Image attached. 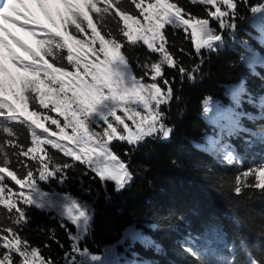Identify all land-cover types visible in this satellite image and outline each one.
<instances>
[{"label":"snow or ice","instance_id":"snow-or-ice-1","mask_svg":"<svg viewBox=\"0 0 264 264\" xmlns=\"http://www.w3.org/2000/svg\"><path fill=\"white\" fill-rule=\"evenodd\" d=\"M191 2L206 6V15L196 16L176 0H0V118L31 129L32 147L21 151L38 164L33 169L21 163L27 169L21 175L20 169L12 166L5 143L0 142V206L9 220L6 227H0V264H54L51 257L42 255L41 247L31 246L22 235L37 177L43 180L54 175L58 167L67 166L57 163L43 145L89 167L95 164L94 179L98 178L103 190L106 192L107 182H114L116 192H120L131 183L133 173L113 150V141L135 146L154 134L162 140L170 138L173 128L165 123L161 105L172 102V85L177 77L166 76L165 66L178 70L181 82L187 78L194 83L204 62L202 50L215 52L223 43V35L212 27V22L218 23L221 32L235 27L228 18L234 15L236 0ZM126 3L131 7H124ZM113 23L115 28L109 27ZM169 27L182 28L201 64L189 70L176 58L169 48ZM141 45L159 57L143 62L137 57L135 67L144 69L138 75L129 52L134 53ZM242 92V86L232 90L237 106ZM260 107L264 117V97ZM209 111L205 100L204 112ZM221 119L229 135L248 131L241 128L239 115L232 108L226 109ZM248 119L255 117L248 114ZM45 122L50 123L46 126ZM0 132L11 137L13 128L0 125ZM206 139L214 147L221 146L219 140ZM7 146L16 145L8 139ZM222 147L232 148L227 144ZM40 152L45 155L37 156ZM223 159L233 164L237 156L228 150ZM242 175L254 177V187L264 192V162ZM236 185L234 191L240 194V176L236 177ZM14 187L19 190L14 191ZM106 199L110 197L106 195ZM65 216L67 223L60 227L71 241L73 253L67 260L69 253L65 252L67 264H76L75 254L92 262L101 261L87 248L80 249L93 220L92 207L74 199L65 206ZM69 224L75 227V234ZM133 238H139L138 234ZM155 247L161 251L158 244ZM246 255L249 264H262L251 253Z\"/></svg>","mask_w":264,"mask_h":264},{"label":"trees","instance_id":"trees-1","mask_svg":"<svg viewBox=\"0 0 264 264\" xmlns=\"http://www.w3.org/2000/svg\"><path fill=\"white\" fill-rule=\"evenodd\" d=\"M245 1L253 6L262 2L236 0L238 12L230 21L235 28L221 32L225 41L217 45L215 52L202 50L203 64L182 28L169 27L166 30L170 51L189 70L201 64L200 71L196 73L194 83L187 78L181 82L178 70L165 66L166 76L177 77L172 85V102L161 105V111L166 113L165 123L173 128L168 140L154 134L135 146L113 141V150L133 173V180L125 189L116 192L114 182H107L105 192L98 178L94 179L93 165L89 167L65 157L50 145L43 146L57 163H66L67 166L58 167L45 182L37 177L31 192L37 190L49 198L68 195L70 202L80 199L92 204L93 220L89 232L80 242L81 250L87 248L90 254L101 255L107 247L115 248L117 258L109 264H231L229 258L213 260L195 246L197 241L222 242L232 248L239 244L236 249L239 255L251 253L253 259L264 264V192L254 187V177L242 175L264 162V117L260 107V99L264 97V32L250 21L252 16ZM176 2L196 16L206 15L204 8L191 0ZM124 7L131 6L126 3ZM115 26V23L109 25ZM213 26L219 30L217 23ZM180 48L184 52H180ZM129 55L138 75L144 69L135 67L137 57L141 62L159 57L158 53L152 54L142 45ZM241 86L243 92L237 106L232 90ZM210 97H214L212 101ZM205 100L210 108L207 114L204 112ZM228 108L239 115L241 128L248 131L229 135L225 121L221 119ZM29 110H32L31 104ZM248 114L255 119H248ZM0 125L13 128L11 137L0 132V142L5 143L12 166L19 168L21 175L27 170L21 167V163L36 169L37 162L31 159V155L24 157L21 151V148L26 151L32 147L31 129L2 118ZM206 137L219 140L221 146L214 147ZM8 139H12L16 146H7ZM223 144L232 148L225 149ZM228 150L236 153L239 164H228L223 159ZM44 155L41 152L37 156ZM237 176L243 181L240 194L234 191ZM63 178L66 180L62 181ZM18 190L14 187V191ZM93 191L99 194L98 198L93 197ZM38 201L33 200L27 206L22 235L29 239L31 246L41 247L42 255L51 257L54 264H67L73 253L71 241L60 227L66 222V216L56 215V209L47 214L46 209L51 207ZM48 202L52 203V200L48 199ZM7 216L0 206V227L8 225ZM68 227L75 234V227L70 224ZM137 234L139 238L134 239ZM157 244L161 251H157ZM65 252L69 253L67 260ZM75 255L76 264H83L84 257ZM241 262L242 258L238 264Z\"/></svg>","mask_w":264,"mask_h":264},{"label":"rangeland","instance_id":"rangeland-1","mask_svg":"<svg viewBox=\"0 0 264 264\" xmlns=\"http://www.w3.org/2000/svg\"><path fill=\"white\" fill-rule=\"evenodd\" d=\"M245 3H246V5H247V9H248V11L251 13V18H249L250 19V21L251 22H253V25L255 26V27H258V29L260 30V31H262V32H264V29H262V26H264V0H262V2H261V4L259 3V4H257L256 6H253L252 4H250L249 2H247V1H245ZM196 4V6H199V7H202V8H204V10L206 9V6H204V5H202V4H199V3H195ZM253 8H258V10L256 11V12H253L252 11V9ZM235 12H238V9H237V6H236V9H235ZM235 12H234V15H230L229 16V21H231V20H233L234 19V17H236V15H235ZM205 15H203V17H204ZM213 23H217V22H215V21H213L212 22V27H214L213 26ZM218 24V23H217ZM215 28V27H214ZM235 28V27H234ZM218 31V33L219 34H221V31L220 30H217ZM264 40V39H263ZM225 40H223V42H224ZM220 45H222V44H218V46H220ZM214 97H210L209 98V100L210 101H212V99H213ZM45 123H47V122H45ZM50 123V122H49ZM30 136H31V134H30ZM142 143V142H141ZM140 143V144H141ZM44 146V145H43ZM42 146V147H43ZM41 154V152L40 153H37V155H40ZM62 154V153H61ZM63 155V154H62ZM237 164H239L238 162H236ZM93 167H95L94 166V164H93ZM51 176V175H50ZM49 176V177H50ZM48 176L45 178V179H43L42 181H44L45 182V180H47L48 178H49ZM64 180H66L65 178H63L62 179V181H64ZM38 192H40V191H37V190H34L33 192H31V195H32V198H33V200H40V201H38V203H40V204H43V205H45L46 207H51V209H46V211H47V214L49 213V211H51L52 209H56L55 210V214L56 215H65V206L66 205H68V204H70L71 202L70 201H68V195L67 196H62V195H53V197H48L46 194H42V193H38ZM86 192H89V191H86ZM93 193H94V198H98L99 197V194L97 193V192H95V191H93ZM53 198V199H52ZM48 199H50V200H52V203H49L48 202ZM76 201H78L80 204H82V205H89V206H91L92 207V204L91 203H84L83 201H81L80 199H75ZM65 202V203H64ZM50 204V205H49ZM40 209L42 210V209H44V208H41L40 207ZM64 232H65V230H64ZM87 235V234H86ZM85 235V236H86ZM84 236V237H85ZM115 248H112V247H107L106 249H105V251H104V253L103 254H101V255H98V256H100L101 257V261H96V262H92V261H90L87 257H84V261H83V264H109V262L111 261V260H113V259H115V258H117V255H116V253L117 252H115V250H114ZM64 251V250H63ZM80 264H82V263H80Z\"/></svg>","mask_w":264,"mask_h":264},{"label":"bare ground","instance_id":"bare-ground-1","mask_svg":"<svg viewBox=\"0 0 264 264\" xmlns=\"http://www.w3.org/2000/svg\"><path fill=\"white\" fill-rule=\"evenodd\" d=\"M118 115H121L119 112L117 113Z\"/></svg>","mask_w":264,"mask_h":264}]
</instances>
